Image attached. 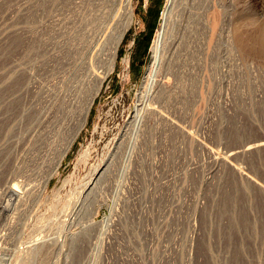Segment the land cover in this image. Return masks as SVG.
Segmentation results:
<instances>
[{
	"label": "rangeland",
	"instance_id": "rangeland-1",
	"mask_svg": "<svg viewBox=\"0 0 264 264\" xmlns=\"http://www.w3.org/2000/svg\"><path fill=\"white\" fill-rule=\"evenodd\" d=\"M125 2L0 0V264H264V0H132L64 154Z\"/></svg>",
	"mask_w": 264,
	"mask_h": 264
},
{
	"label": "bare ground",
	"instance_id": "bare-ground-1",
	"mask_svg": "<svg viewBox=\"0 0 264 264\" xmlns=\"http://www.w3.org/2000/svg\"><path fill=\"white\" fill-rule=\"evenodd\" d=\"M115 6V4H114ZM101 7V6H100ZM107 7V6H106ZM113 7V6H111ZM102 8V7H101ZM103 10V9H102ZM117 13V12H116ZM104 16V13H103ZM261 17L262 19H264V7H263V11L261 13ZM124 18L125 21L123 22L122 25V30L116 34L114 40H113V45L111 47V56H110V61L107 67V71L104 73L105 77L102 78L100 77L99 73L97 72H90V78L91 80L95 81L96 85V89H94L93 93H91V95L89 96V98L86 100V104H85V110L82 111V114L80 116V125L81 127L76 131V133L74 134L72 140L70 141L69 145L67 146L66 150L64 151V154H66L68 152V150L71 148L72 144L74 143L75 139L77 138V136L79 135L80 131L82 130L83 127H85L87 121H88V116L90 113V110L92 108V105L94 103V100L96 98V96L98 95L99 91L101 90V87L104 83L105 78L114 70V66H115V61L117 58V52L119 49V46L122 44V41L124 39V36L126 34V32L128 31V29L131 27L132 23H133V12H132V0H126L125 5H124ZM189 18V17H188ZM98 19V18H97ZM96 19V20H97ZM108 19V18H107ZM261 19V20H262ZM95 20V21H96ZM100 20V19H99ZM98 22V21H96ZM96 25V24H95ZM98 27V26H97ZM102 29V28H100ZM98 30V28L96 29ZM187 31V30H185ZM188 32V31H187ZM100 33V32H99ZM102 33V32H101ZM106 34H104L105 36ZM164 35V34H163ZM184 37V36H183ZM160 38V37H159ZM165 38V37H164ZM164 38L162 37L159 41H158V45H156L155 48V58H154V62H152L151 68L153 70H156V72L159 70V67L161 66V62H162V54H163V47H164ZM186 40V38H185ZM86 41V40H85ZM157 43V42H156ZM183 44V40L180 39L179 41L175 40L173 42L172 48V57L177 55V50L180 47V45ZM185 45V43H184ZM182 46V45H181ZM188 46V44H187ZM85 56V55H84ZM185 57V56H184ZM92 62V61H91ZM186 65V64H185ZM94 83V82H93ZM83 107V106H82ZM81 109V108H80ZM136 118V117H135ZM142 124V123H141ZM264 147V141L260 142V143H251L249 145L243 146L240 148V150H238L237 152H233L229 155V158H233V160L235 158H237L240 154H249L250 151H259L261 148ZM252 153V152H251ZM250 153V154H251ZM211 156L213 159H215V161H217L218 159H216V157L214 156L213 152H211ZM220 160H226L225 158H221ZM236 160V159H235ZM60 163H58L59 165ZM245 175V174H244ZM248 179V181H253L251 180V178H249L248 176L246 177ZM11 194V197H18L19 196V190H18V186L14 185L12 186V188L9 190ZM8 191V192H9Z\"/></svg>",
	"mask_w": 264,
	"mask_h": 264
},
{
	"label": "built area",
	"instance_id": "built-area-1",
	"mask_svg": "<svg viewBox=\"0 0 264 264\" xmlns=\"http://www.w3.org/2000/svg\"><path fill=\"white\" fill-rule=\"evenodd\" d=\"M30 245H31V244H30ZM30 245H29V246H30ZM28 248H29V247H28ZM21 250H23V248H21Z\"/></svg>",
	"mask_w": 264,
	"mask_h": 264
}]
</instances>
